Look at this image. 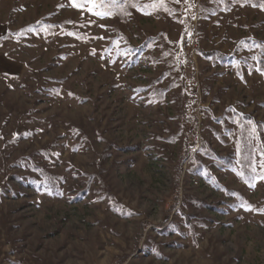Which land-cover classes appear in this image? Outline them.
Returning <instances> with one entry per match:
<instances>
[{"label":"rangeland","instance_id":"obj_1","mask_svg":"<svg viewBox=\"0 0 264 264\" xmlns=\"http://www.w3.org/2000/svg\"><path fill=\"white\" fill-rule=\"evenodd\" d=\"M227 3L0 0V264H264V179L228 166L239 115L264 142V7Z\"/></svg>","mask_w":264,"mask_h":264},{"label":"trees","instance_id":"obj_2","mask_svg":"<svg viewBox=\"0 0 264 264\" xmlns=\"http://www.w3.org/2000/svg\"><path fill=\"white\" fill-rule=\"evenodd\" d=\"M140 0H116V5L114 6L112 3H107V7L104 8L103 10L106 11H111L112 13H114L112 16H117L121 21L125 20L126 17L133 12V9H137L135 7H133V4H139ZM227 7H230V5L233 3L234 4H238L240 3L241 5H253L255 7H264V0H227ZM78 2H80V0H78ZM231 5V6H232ZM24 30L27 32L29 30H33V32H38L41 30V25L40 24H31L27 27H24ZM24 31V32H25ZM249 42H255V40L253 41H249ZM259 43H262L259 41ZM185 44V47H189L190 46V41H187ZM262 48V46H261ZM201 55H203L204 57L207 58H212L213 60H220V61H224L226 60V58H228L227 55H225L224 53H221L219 51H205V50H200L199 51ZM258 66L259 69L261 70V72H264V57L262 56V54H260L258 56ZM188 92H189V101L191 104H193L196 99H197V88L195 83L189 84L188 87ZM237 115H239V113H236ZM193 119L195 120V114L192 115ZM192 116H188V120L192 119ZM239 136H238V144H237V165H235L234 163L229 162V168L232 169L233 171H236L237 173H239L243 179L245 180V182L247 184L250 185H254L258 180H259V176L264 175V173L259 172L257 170L256 167V151L257 148L262 152V154L264 155V142L262 139V128L259 126L261 125L260 123H255V121L252 120L251 117L246 116V115H239ZM249 122H251V124L255 127V130L253 131L251 129V127L249 126ZM193 129L195 128V123L193 124ZM264 129V128H263ZM255 133L256 136V140L258 142V144L256 146H254V142H253V134ZM257 147V148H256ZM200 152L204 153L205 152V148L206 145H202L200 147ZM213 151V157L215 159H218L219 161L222 159L223 157L220 156L215 149H212ZM199 152V154H200ZM188 160H194L196 162H199L201 160L200 155L197 154H192L191 150L188 148L187 145H184L183 148V153L180 157L179 160V164H178V169L184 165V163ZM175 201H178V197L177 194L179 192V184H178V180H176L175 183ZM178 203V202H177ZM248 204V203H247ZM251 203H249L248 205H250ZM144 229V227L142 228ZM142 237V233L140 235L137 236V241ZM111 264H119L117 262V257L112 261Z\"/></svg>","mask_w":264,"mask_h":264},{"label":"snow or ice","instance_id":"obj_3","mask_svg":"<svg viewBox=\"0 0 264 264\" xmlns=\"http://www.w3.org/2000/svg\"><path fill=\"white\" fill-rule=\"evenodd\" d=\"M177 2H179V0H177ZM107 3H112L114 6L116 5V0H80V2H78V0H71V4L72 6H75L77 8H87V11L91 12L93 15L98 16L100 18H107L112 16L114 13H112L111 11H106L103 10L104 8L107 7ZM160 3H163V0H160ZM88 5H91L90 7ZM133 7H139L136 4L132 5ZM157 5H152L151 7H156ZM144 7H149L148 5H145ZM146 14H150V13H146ZM101 27H104L103 25H101ZM100 39H103V37H99ZM95 54V53H93ZM262 74H264V72H262ZM251 123V122H250ZM255 130V129H253ZM260 179H264V175L260 176ZM247 210L251 211L254 210L252 208L251 205L247 206Z\"/></svg>","mask_w":264,"mask_h":264},{"label":"built area","instance_id":"obj_4","mask_svg":"<svg viewBox=\"0 0 264 264\" xmlns=\"http://www.w3.org/2000/svg\"><path fill=\"white\" fill-rule=\"evenodd\" d=\"M189 147L192 150L193 154H197L201 147V138L200 135L197 133L190 136V140L188 141Z\"/></svg>","mask_w":264,"mask_h":264}]
</instances>
